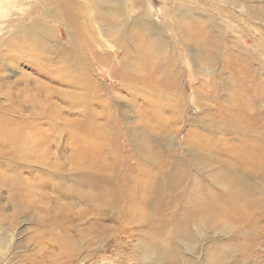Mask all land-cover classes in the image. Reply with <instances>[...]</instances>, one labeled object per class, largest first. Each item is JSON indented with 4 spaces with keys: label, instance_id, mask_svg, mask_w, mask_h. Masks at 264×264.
Listing matches in <instances>:
<instances>
[{
    "label": "bare ground",
    "instance_id": "bare-ground-1",
    "mask_svg": "<svg viewBox=\"0 0 264 264\" xmlns=\"http://www.w3.org/2000/svg\"><path fill=\"white\" fill-rule=\"evenodd\" d=\"M16 2L26 6L18 16L15 14L17 11L12 9ZM141 2L0 0V21L3 20L15 31L8 41L0 39V71H9V67L12 68L15 62L24 59L32 61L43 75V62H52L49 48L53 45L51 39L55 36L43 17L45 3H49L53 10L50 17L66 28H73L75 39H78L70 50H64V46L59 43L54 44L58 56L56 58H62L67 64L61 66V71L57 69L55 76L49 74L52 80L58 79L60 83L72 87L65 93L72 94L74 105L90 104L98 91L99 83L92 76L93 73H88L82 66L87 60L86 63H92V66L103 64L112 79H119L120 89L126 88L127 92L129 90L127 95H147L148 97L143 95V98L151 104L150 114L158 122L157 125L161 123L162 127H166L173 124L174 120H165L162 117L160 108L154 101L160 91L167 90L171 94L175 71L169 60L170 55H176L180 49L192 52L194 56L204 59V66L212 67L216 57L213 52L219 48L221 37L214 30L215 25L206 16L191 18L193 8H185L184 3L174 6V11L170 12V5L163 6L159 11L151 7V11L143 7ZM126 4L137 7L142 5L141 12L133 13L130 23L127 21ZM40 12L43 14H39ZM155 13L170 15L175 19L174 29L182 46L175 45L169 55H166L169 51L167 37L163 34L164 25L151 18V14ZM93 24L104 28L100 31L107 41L112 43L109 49L106 40L104 48H98L102 45H99L101 37L98 36L99 30L93 28ZM127 24L131 27L128 28ZM121 28L128 32L122 35ZM88 39L96 43L94 47L89 48L90 45L85 43ZM77 44L86 52L82 54L83 57L78 53V47L75 46ZM113 47L121 51L117 62L113 59ZM235 49L238 55L228 54L226 59L230 71L239 68L233 58L241 59L244 54L239 52L241 49ZM225 50L227 54V49ZM43 55L47 56V59L43 58ZM244 70L248 72L246 68ZM141 71H144V74ZM256 78L254 75V81ZM21 80L24 82L23 86L14 88L15 90L4 87L0 80V264H74V260L77 262L81 255L96 256L104 253L109 242L107 226L102 224L98 230L88 219L83 220L81 215L74 214L83 216L85 212L92 211L102 214L109 211L119 212L120 217H123L121 221L128 224L136 223L134 217H137L138 222L142 218L144 231L147 233H162L165 229H170L171 236L166 246L159 248L149 244L147 247H139L140 254L136 259L142 264H187L177 245L184 241L189 246L195 241L197 233L194 230L220 229L236 236L234 232L246 228L239 240H233L232 243L217 241L215 247L220 246V251L215 253L214 257H208L211 259L208 264H221L229 259L227 251L241 252L243 248L253 245L255 235L264 236V230L256 227L257 220L254 219L257 212H264V123L261 124V118L255 114L263 99L260 96H264V88L256 84L246 87L242 77L228 73L223 83L227 89L234 91L233 87L235 88V83L239 80V92L242 91L246 95L244 100L241 102L239 97L240 103L235 100L239 105L237 109L234 105H224L221 109V121H210V126L205 125L209 128L206 130H210L207 135L195 133L193 130L192 133H185L184 142L190 143L191 146L187 157L184 158L178 156L179 150L177 145L170 141V133L162 134L167 137V147L163 150L165 155L156 157L157 153L149 146L150 139L139 131L131 132L135 150L132 156L136 158L135 163L130 166L131 170L106 161L109 155L115 158L120 154V146L115 141L119 135L106 132V123L110 117L106 110H103L106 101L99 97L103 99L101 105L104 113L101 116L105 117L106 123H98V126L96 120L94 121L95 114L85 113L86 120L91 121L95 130L89 133L90 136L72 134V142H76L75 150L79 154L74 156V164L69 163L70 166L72 164L70 177L63 178L46 176L43 173L48 164L45 157L50 148L46 147V142H54V146H58L61 134L57 133L53 138L50 134L49 137V133H42L38 126L40 124L31 126L30 122L31 116L37 118L38 115L40 118L45 113L43 107L51 88L44 86L38 79L31 81L29 75L23 76ZM262 83L264 85V81ZM249 100L252 101L254 110L248 114L247 123L240 122L238 130H235L233 125H229L233 124L238 113H243V104L248 107ZM194 107L197 113V106ZM175 118H181L178 110ZM213 128L233 132L228 133V136L244 138L236 144H231L224 140L225 136H221L224 133H214ZM241 130H245V133ZM218 137L223 141L217 144L215 141ZM224 143L230 144V147ZM224 152L229 155L227 160L219 156ZM141 159L145 163L138 161ZM31 166L40 168L39 174L32 173ZM51 168L56 170L54 166ZM65 179L72 180L73 185L65 187ZM43 184L49 189V193L41 190L44 189ZM62 196L77 197L78 200L87 199L92 203L87 202V209L70 213L71 209L59 202ZM182 203L187 207L177 206ZM30 219H33L34 231L22 239L19 235L28 230L27 226L17 228ZM30 244L32 246L29 249ZM25 246L27 249L21 250ZM19 249L21 251L18 252Z\"/></svg>",
    "mask_w": 264,
    "mask_h": 264
},
{
    "label": "rangeland",
    "instance_id": "rangeland-1",
    "mask_svg": "<svg viewBox=\"0 0 264 264\" xmlns=\"http://www.w3.org/2000/svg\"><path fill=\"white\" fill-rule=\"evenodd\" d=\"M70 1L84 3V1L86 0ZM140 1H142V5L144 4L143 7H147L151 11H153L151 7L155 8L156 10L158 9L159 11V9H161L163 6L170 5V12L174 11V9H172L175 8L174 6H180L181 3H184L185 8H193V11L190 14L191 18L197 19L202 15L206 16L207 19H209L215 25L214 30L221 37L219 48H214L215 50L213 53L214 55H216V57L214 58V65L212 67H210V65L208 67L204 66L203 58L201 59L197 56H194L192 52H185L181 49L179 50L180 52L176 53L177 56L175 54L170 55L169 60L172 62L175 71L174 85H171L170 90L171 94H169L167 90L160 91V95L154 97V101L159 106L162 117L165 118V120L175 121V123H171L166 127H162L161 123L157 125L158 122L150 114L151 104L149 105L145 101V99L143 98L144 94L139 95L138 97H133L130 94L127 95L129 90L127 92L126 88L120 89V84L118 83L119 79H112L111 75H109V71L104 67L103 64H93L92 66V63L91 65L89 63H86L87 60H85V64H82V66L88 73H93L92 76L95 78L96 82L98 81L99 83V86L97 88L98 91L96 92V96L93 97L92 101L89 102L90 104L80 103L78 105H74L72 94L70 95L65 93L66 90H69L72 87L67 84H63L62 82L60 83L58 79L53 78L52 80V76L50 75L55 76L54 73H56V71L58 70L61 71V66L64 67L65 63L67 62L62 58H56L58 56L56 54L57 52L55 53V51L57 50H55L54 44L59 43L64 46V50H70V48H73L71 46H74V41H78V39H75V30L73 28H66L63 24L59 23L58 21H54L52 17H50L51 12L53 11L52 5L49 3H45L44 14L43 12H40L39 14H43V17L49 23V27L53 30L55 35V40L51 39L53 45L51 44L49 48L50 54L53 57L52 62L46 63V60L43 62V75L40 74L37 67L32 61L28 62L24 59H20V61L15 62L12 68L9 67V71L7 72L5 69H2L0 71V80L3 83V86L7 88L9 87V89L22 87L24 82L23 80H21V78L26 75H29L31 77V81H33V79H38L44 84V86L49 89L51 88L50 93L48 94V96H46L48 98L45 99V106L43 105L45 113L40 116V118L38 117V115L37 118L35 116H31L30 118L31 126L36 123L40 124L38 126L40 127L42 133H49V137L50 134L52 138L57 133L61 134V139L59 140L60 143L58 142V146H54V142H46V147L50 148L48 155L46 154L47 157H45L46 164H48L43 170L44 175L51 177L59 176L63 178L70 177V173H72L70 171L72 164L70 166L69 163L74 164V156L76 154H79L75 150L76 146L74 144H76V142H72V134L80 133L79 135H88L89 133H92L94 129V126H92L90 123L91 121H87L85 118L86 112L95 114L96 119H94V121L96 120V124H102L103 122V124H105L106 119L101 115L104 113L103 110H106L105 112L107 113V115L109 114L110 117L108 123H106L108 124L106 132L110 134L118 133L119 136H117V138L115 137V141L116 144H119L120 146V149L118 148V152L120 154H117L115 158L109 155V158H106V161H108L110 164H116L119 167L123 166V168L131 170L130 166H132L135 163L134 161H136V158L132 156V154H135V150L133 149L134 140L132 137V133H136L134 131H139L143 136L146 135L145 137L150 139L151 143L149 144V146L154 150V152L157 153L156 157H162L165 155L163 150H165L167 147V137L163 135L164 133H170V136H172V140L170 141H173V144L177 145V148L179 150L178 156L180 155L184 158L187 157L188 151H190L191 146L190 143L184 142L183 137L185 133H192L193 130L195 133H202L207 135V133H210V130H206L208 128L207 126H210L211 124H209V122L221 121L223 117L221 115V109L224 105H234V108L237 109L239 105L236 103H240V100L242 102L246 95L245 93H242V91L241 93L239 92V90H241L238 87L240 85L239 80H237V82L235 83V88L233 87L234 91L227 89L226 84L223 83V79H226L228 73H235V76L242 77V79L244 80L243 82L246 83V87L256 84L258 87L264 88V85L262 83L264 81V0ZM16 3L15 7L13 6L12 9L14 12L17 11L15 12L16 15H19L20 11L26 9V6L23 4L19 5L18 2ZM125 7L126 11L128 12L127 21L129 23L133 19V13L141 12L142 10L141 7L131 6L130 4H126ZM131 8L132 10H130ZM89 13L92 14L91 12ZM16 15H14V17ZM151 18H153L156 23L165 26H163V34L167 37V48L169 49H167L169 53L167 52L166 55L170 54L172 50L171 48L182 46L181 42L177 39V34L174 29L175 24L173 22L175 21V19L170 17V15L166 16L161 13H158V15L156 13L151 14ZM210 21H208V23H210ZM5 26H7V24L3 20L0 21V39H6L5 41H8L11 38L12 32L15 31L12 30V27ZM127 26L128 28L131 27L130 24H127ZM93 28L99 30L98 36L101 37L99 45H102L98 48L103 49L107 43L109 45L107 46V49H109L112 43L109 42V40L107 41L106 36L103 34V32L100 31L104 28L98 24H93ZM120 31L122 35H125L128 32V30L122 28ZM89 40L90 39L86 40L85 43H88L90 45L89 48L91 46L94 47L96 43ZM75 46L78 47L77 49L79 52H77L83 57L84 55L82 54H86V52L81 50L78 44ZM224 47L227 49V54H225L226 50ZM235 48L241 49L239 52H242L244 54H242L241 59L233 58L236 61V65H239V68L230 71L227 68L228 65L226 59L228 57V54L238 55V51ZM112 51L114 52L113 59L115 62H117L119 60L118 58L121 54V51L117 50L115 47L112 48ZM46 54L49 55L47 52ZM45 57L47 59V56L43 55V58ZM245 68L248 72L244 70ZM10 70L13 72H11ZM51 70L53 72H51ZM141 72L144 74V71ZM254 75L257 77L255 81ZM31 83V85H33V82ZM61 92L62 94H60ZM99 97L103 98L104 101H106L104 102L106 104L103 110L101 105L103 99L101 100ZM238 97L241 99L239 100ZM260 97L264 99L263 94ZM179 98H181V100H179ZM263 99L260 102V107H257V112L255 113L258 115V118H261V120H259L261 124L264 123ZM232 100L234 101L232 102ZM235 100H237V102ZM192 103L197 106V113H195L196 107H194L195 105H193ZM248 103V107L246 106V104H243L245 105V110L243 109V113L241 114L238 113V116L235 117V121L233 122V124H228L229 126L233 125L235 130H238L237 126L240 122H243V124L247 123L246 118L248 117V114L252 113L254 110L252 101L249 100ZM177 110L179 111V115L181 117L179 118V120L175 118ZM204 114L206 115L204 116ZM206 124L207 126H205ZM98 126L100 125L98 124ZM213 130L214 133H224V135L221 134V136H225L224 140H228L229 142H231V144H236L244 138H237L233 135L228 136V133L233 132H225L226 130L223 131L222 129H219L220 131H218L217 128H213ZM241 131L245 133V130ZM241 131L240 133H243ZM222 141L218 137L215 142L218 144ZM49 143L51 146L49 145ZM206 143L215 144L212 142ZM224 145L230 147V144L224 143ZM52 146L54 147V150ZM225 154L226 153L224 152V154L222 153V155L220 154L219 156L227 160L229 158V155ZM138 161L141 163H145L143 159ZM52 165L56 168V170H51V167H53ZM30 168L32 173L39 174L38 169L40 168L35 166H31ZM75 170L76 169H73V171ZM63 182V184L66 183L64 185L65 187L67 185L68 187L73 185L72 180L69 179H65ZM42 187L44 189L41 190L44 193H49V189L46 188L45 184H43ZM46 201H49V199H46ZM59 202L66 204L71 209V213L74 212V210L87 209V202H89V200H78L77 197L62 196L59 198ZM177 206L180 208L187 207V205L183 203L178 204ZM74 214L81 215V219L83 220L88 219L89 223L94 225V227H96L98 230H100L102 224L107 226V234L109 239L108 245L105 246L104 253L102 252V254H98L96 256L94 254L88 256L81 255L79 256V260H77V262L74 260V264H142L136 259V257H138L140 254L139 247H147V245L152 244L156 247L158 246L159 248H162L169 243L168 240L171 236L169 228L165 229V232L162 233H147L144 231L145 224L143 223L142 218H140V222H138L137 217H134L133 220L136 223L128 224V222L121 221L123 217H120V213H116V211H109V213L107 214H102L95 211H92L90 213L85 212V215L83 216L82 214L78 213ZM254 219L257 220L256 227L258 229L264 230V212H257L254 216ZM252 220L253 218L251 219V221ZM26 222L24 223V225L20 224L17 228L20 229V227L22 228V226H27V229H30L25 233L23 231V233L19 235V237H21L22 239L30 236L29 234L34 231V225L32 224L33 219H30L29 222ZM146 222L147 220H145V223ZM245 229L234 232L236 236L231 235V233L227 234V231L223 232V230L220 229H203L199 231L194 230V232H196L197 234L195 241L191 243L192 245L189 244L190 247L184 241H181V243L177 246L178 248H180L181 252H183V256L188 262L187 264H208L211 262V259L209 260L208 257H214L218 253V251H220V248H218L220 246H218L217 248L215 247V243L217 241L219 243H232L233 240H239V237L241 238ZM255 236L256 238H254L255 242L253 243V245L248 246L246 249L243 248L241 252L236 250L232 252L227 251L226 255L228 256L229 261L226 260L221 264H264V236ZM30 246L32 245H29V249ZM25 249H27L26 246L21 250ZM214 249L217 251H215ZM21 250L19 249L18 252ZM243 257L245 258L244 260ZM206 258H208V260Z\"/></svg>",
    "mask_w": 264,
    "mask_h": 264
}]
</instances>
